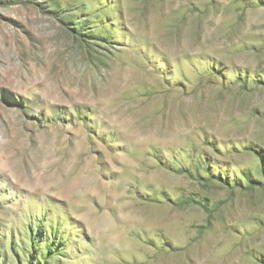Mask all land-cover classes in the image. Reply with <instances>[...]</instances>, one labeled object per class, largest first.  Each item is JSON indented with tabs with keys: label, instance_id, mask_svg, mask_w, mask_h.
<instances>
[{
	"label": "rangeland",
	"instance_id": "rangeland-1",
	"mask_svg": "<svg viewBox=\"0 0 264 264\" xmlns=\"http://www.w3.org/2000/svg\"><path fill=\"white\" fill-rule=\"evenodd\" d=\"M0 264H264V0H0Z\"/></svg>",
	"mask_w": 264,
	"mask_h": 264
},
{
	"label": "bare ground",
	"instance_id": "bare-ground-1",
	"mask_svg": "<svg viewBox=\"0 0 264 264\" xmlns=\"http://www.w3.org/2000/svg\"><path fill=\"white\" fill-rule=\"evenodd\" d=\"M132 100H134V99H132ZM132 100H131V101H132ZM135 100H136V99H135ZM133 104H134V103H133ZM133 104H132V105H133ZM135 105H136V104H135ZM135 105H134V106H135ZM137 105H138V104H137ZM130 106H131V105H130ZM134 206H135V205H134ZM218 244H219L218 241H215V240H208V241L206 242V245H205V246H206V250H208V249L210 250L212 247L217 246ZM159 253H161V252H159ZM168 254H169V253H168ZM160 256H161V255H160ZM160 256H159V259L161 258ZM166 256H167V255H166ZM168 256H169V255H168ZM152 257L154 258V259L152 260V263L156 262V260H157V256H156V255H155V256L153 255ZM166 259H169V258H166Z\"/></svg>",
	"mask_w": 264,
	"mask_h": 264
}]
</instances>
